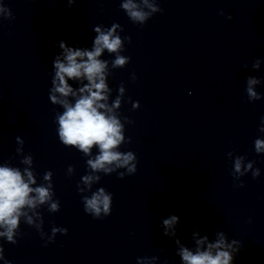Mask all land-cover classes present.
<instances>
[{
    "label": "clouds",
    "instance_id": "clouds-1",
    "mask_svg": "<svg viewBox=\"0 0 264 264\" xmlns=\"http://www.w3.org/2000/svg\"><path fill=\"white\" fill-rule=\"evenodd\" d=\"M77 0H67L71 7ZM121 8L128 18L135 24L144 25L155 13L162 12L157 4L150 3L149 0H122ZM0 14L4 19H12L10 9L0 5ZM223 15V12L220 13ZM232 17L229 16L228 19ZM117 27L120 31L123 28L119 24H112L110 28L98 25L94 28L96 33L92 48L89 50L84 47H70L65 41L58 42V48L62 50L57 54L53 61V74L49 99L53 105L60 106L62 113L57 112L55 123L58 125L57 133L59 141L69 148H75L85 157L87 174L81 177L77 184V190L82 195L84 211L93 218L102 219L111 214L112 193L100 187L92 191L93 184L101 180V175H110L117 172V169L126 171L118 172L119 178L125 175H133L137 171L138 160L132 151H120L122 143H130L131 138L125 140L123 134L124 124L121 122V115L117 111L120 109L126 89L123 84L119 86L118 95L109 105V94L111 89L106 83L108 73V61L101 60L105 50L109 54H115L111 61L113 69L124 68L130 62V57L122 55L124 51V41L131 42V37L125 36L123 40L116 34ZM261 61L257 59L253 68H259ZM247 67V65H245ZM132 79L136 76L133 73ZM81 81L82 86L74 90L69 81ZM86 81V82H84ZM260 79L249 76L246 80V94L248 102L261 99V94L254 90L253 85L259 84ZM69 97L75 98L74 103L70 102ZM138 101L132 103V108L138 109ZM124 122L132 123L127 117H123ZM258 132L264 134V117H261V125ZM16 142L23 145L24 141L19 136ZM98 149L93 156V147ZM254 149L257 154H264V136H260L254 141ZM22 147L17 148L16 152L21 153ZM229 158H233V153H228ZM246 157L243 155L235 156L231 175L234 180V187H244L241 177L251 172L253 179L260 176V169L255 168V161L245 163ZM22 164L28 165L21 170L19 167L4 164L0 166V238L8 243L16 244L17 235L20 229L21 219L27 225L34 227L43 239L47 236V243L53 242L57 233L67 234V229L53 226L51 234L43 231L44 219L38 210L42 206H47L50 213L60 211V201L54 199L55 191L52 182L53 173L49 170L44 173L43 181L37 185L36 174L32 170L33 157L24 156ZM75 169L72 165L68 166L67 174L71 176ZM238 182V183H235ZM83 185V186H81ZM91 192V195L86 193ZM180 223L178 215H170L162 220L163 234L167 237L175 238V225ZM193 238L199 236L198 232L192 233ZM215 242H207L208 236L196 239L195 250H189L183 246L178 238L174 243L179 246L177 255L183 264H234L236 256L241 250L238 240L232 239L231 242L224 231L215 233ZM207 243L206 248L202 247ZM158 260L157 256H145L137 259V264H153ZM0 261L3 264H11L4 255V247L0 245Z\"/></svg>",
    "mask_w": 264,
    "mask_h": 264
}]
</instances>
